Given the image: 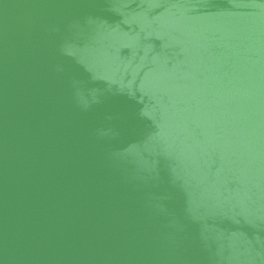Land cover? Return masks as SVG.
Returning a JSON list of instances; mask_svg holds the SVG:
<instances>
[{"label": "water", "instance_id": "obj_1", "mask_svg": "<svg viewBox=\"0 0 264 264\" xmlns=\"http://www.w3.org/2000/svg\"><path fill=\"white\" fill-rule=\"evenodd\" d=\"M0 264H264V0H0Z\"/></svg>", "mask_w": 264, "mask_h": 264}]
</instances>
